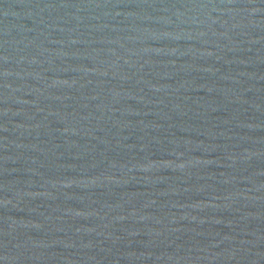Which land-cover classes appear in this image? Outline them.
I'll return each instance as SVG.
<instances>
[{
    "label": "water",
    "instance_id": "1",
    "mask_svg": "<svg viewBox=\"0 0 264 264\" xmlns=\"http://www.w3.org/2000/svg\"><path fill=\"white\" fill-rule=\"evenodd\" d=\"M0 264H264V0H0Z\"/></svg>",
    "mask_w": 264,
    "mask_h": 264
}]
</instances>
